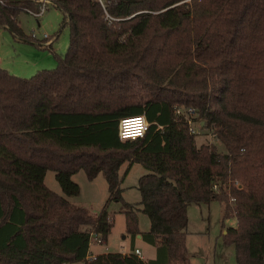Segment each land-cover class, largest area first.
I'll use <instances>...</instances> for the list:
<instances>
[{
  "label": "trees",
  "instance_id": "obj_1",
  "mask_svg": "<svg viewBox=\"0 0 264 264\" xmlns=\"http://www.w3.org/2000/svg\"><path fill=\"white\" fill-rule=\"evenodd\" d=\"M49 2L69 32L56 66L28 78L0 67V264H191L187 206L213 200L222 226L236 219L222 233L236 263L264 264V0ZM40 5L0 0V27L24 36L17 15ZM159 102L166 124L119 137L121 118ZM175 106L193 108L222 149L198 143ZM81 125L91 141L63 137L64 127ZM124 162L148 170L137 187L149 229L139 230L135 205L123 202L130 252L87 260L89 231L106 241L107 203L122 202ZM47 170L66 196L80 193L75 173L101 172L106 204L97 214L71 204L44 183ZM138 234L155 258L134 254Z\"/></svg>",
  "mask_w": 264,
  "mask_h": 264
},
{
  "label": "rangeland",
  "instance_id": "obj_2",
  "mask_svg": "<svg viewBox=\"0 0 264 264\" xmlns=\"http://www.w3.org/2000/svg\"><path fill=\"white\" fill-rule=\"evenodd\" d=\"M62 19V12L50 2L46 4L45 11L38 17L21 10L17 15V23L24 36L14 35L8 28L0 27V67L26 78L40 69L54 68L55 54L63 55L69 43L68 28L62 25ZM32 32H35L37 39H40L44 33L53 37L51 48L38 45L32 38L30 39ZM141 101L143 102L144 99L142 98ZM136 111L143 114L149 122H156L158 126L168 122V109L162 102L151 104L147 108L140 104L136 107ZM66 130L74 133L72 135L74 141L91 138V127L88 125L64 127V133ZM195 137L198 143L213 140L219 149H222L220 143L213 139L206 129H200ZM147 172L148 170L139 163L124 162L120 166L119 188L122 202L108 201L106 210L113 217V223L107 242L106 244L92 242L88 253L106 250V248L120 252L123 245L130 251L131 236L126 231L125 215L122 212L123 202L135 205L139 230L149 229L150 219L141 211L140 192L137 187L139 177ZM72 179L80 186V193L76 196L63 194L53 170L46 171L44 183L56 193L65 196L71 204L83 206L92 214H97L109 197L108 184L104 175L100 172L93 179H88L85 172L80 170L72 176ZM187 216L186 246L191 264H237L234 245L225 244L222 234L226 227L236 225V219L231 216L224 220V226H222V209L218 201L213 200L209 204L190 203L187 206ZM136 243L143 245L142 241H136ZM143 255L146 254L143 253Z\"/></svg>",
  "mask_w": 264,
  "mask_h": 264
},
{
  "label": "built area",
  "instance_id": "obj_3",
  "mask_svg": "<svg viewBox=\"0 0 264 264\" xmlns=\"http://www.w3.org/2000/svg\"><path fill=\"white\" fill-rule=\"evenodd\" d=\"M41 5L39 6V9L37 11H33L30 9H27L26 11L34 16H40L46 9V4L49 2V0H40ZM33 39L36 44L41 45L43 47H51L52 45V38L50 35L44 33L42 34L40 39L36 38L35 32H32L30 35V39ZM175 112L179 115L184 116V120L187 123L188 126V132L190 134H198L199 130L201 129V124L203 121L196 115L195 110L191 107L184 108L182 106H175ZM151 122H149L146 117L143 114H138L130 117H124L121 118L118 122V134L121 139H136L139 137L144 136L146 133V130ZM156 123V122H155ZM161 127V126H159ZM210 136L214 139V136L210 134ZM213 141V140H212ZM209 141L210 143L212 142ZM213 188L216 189L217 185L214 184ZM233 201L234 198H231ZM108 221H112V217H107ZM92 242H95L97 244H104V241L102 240L99 233L95 232L93 229L89 231V247ZM134 254L140 256V250L139 248L133 249ZM95 254L88 253L86 259L92 260L95 258Z\"/></svg>",
  "mask_w": 264,
  "mask_h": 264
},
{
  "label": "crops",
  "instance_id": "obj_4",
  "mask_svg": "<svg viewBox=\"0 0 264 264\" xmlns=\"http://www.w3.org/2000/svg\"><path fill=\"white\" fill-rule=\"evenodd\" d=\"M51 46H52V45H51ZM69 131H71V130H66V131H65V133L67 134V136H65L66 134L64 133V131H63L62 135H63V137H64L65 139L70 140V141H74V139H72V135H73L74 133H73V132H69ZM90 137H91V138H90L89 140H85V141H91V140H92V131H91V133H90ZM112 222H113V217H112ZM136 241H137V242H138V241H142L143 245L141 246V245L137 244ZM106 242H107V240L104 241V244H106ZM133 245H134V248H135V247H136V248H139V250H140V256H139V257H140L142 260H145V261H146L147 259L155 258V256H156V248H155L153 245H151V244L147 243L146 241H144V240L142 239L141 235H136V236H135V238H134V240H133ZM105 248H106V247H105ZM89 249H90V247H89ZM141 251H142V252H141ZM108 252H118V251H110L109 249L107 250V248H106V250L103 249V250H101V251H96V252H91V253L97 255V254L108 253ZM129 252H130V251L127 250V248H126L125 245H123V246L121 247L120 253H129ZM143 253H145L146 255H143ZM71 264H72V263H71Z\"/></svg>",
  "mask_w": 264,
  "mask_h": 264
},
{
  "label": "water",
  "instance_id": "obj_5",
  "mask_svg": "<svg viewBox=\"0 0 264 264\" xmlns=\"http://www.w3.org/2000/svg\"><path fill=\"white\" fill-rule=\"evenodd\" d=\"M139 235V234H138Z\"/></svg>",
  "mask_w": 264,
  "mask_h": 264
}]
</instances>
